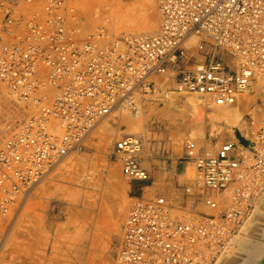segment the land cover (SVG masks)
<instances>
[{
	"label": "built area",
	"instance_id": "built-area-1",
	"mask_svg": "<svg viewBox=\"0 0 264 264\" xmlns=\"http://www.w3.org/2000/svg\"><path fill=\"white\" fill-rule=\"evenodd\" d=\"M159 29L77 39L68 0H0V87L27 117L0 146V264L34 188L80 151L102 120L145 101L193 96L233 105L264 83V0H157ZM258 101H264L258 94ZM258 106L264 113L263 104ZM248 135L228 134L186 157L196 179L178 200H138L113 264H222L264 195V115ZM142 139L114 146L123 176L148 183Z\"/></svg>",
	"mask_w": 264,
	"mask_h": 264
},
{
	"label": "rangeland",
	"instance_id": "rangeland-1",
	"mask_svg": "<svg viewBox=\"0 0 264 264\" xmlns=\"http://www.w3.org/2000/svg\"><path fill=\"white\" fill-rule=\"evenodd\" d=\"M112 1L117 2L125 8H131L134 2L138 0ZM112 1L68 0L70 12L75 14L79 19V33L77 39L84 40L89 35L96 33L100 28L107 29L109 34L115 38L137 33L134 30L128 31V29H125L124 31L120 28L116 29V27L114 28L111 26L117 22L114 10L112 6L110 7ZM83 2H85V4L87 3L86 5L89 3L88 7H86ZM77 3H79V5ZM82 3L84 4L83 6ZM79 6H82L80 7L82 9H80ZM89 6L92 7V9H89ZM141 12L142 10L136 11L135 16L140 17ZM152 15L156 20V27L151 30L152 32H146L148 34L155 33L158 29L157 0H153L152 2ZM88 16L91 18L87 19L89 18ZM106 17L110 21L107 20L106 22ZM86 20H89V22H86ZM80 24H82L81 27ZM4 90V88L0 87V146L3 144L9 132L27 117L23 106L11 98L8 93H6L7 91ZM167 100L168 99L159 98L148 102L145 101L141 108L145 111L144 115L146 119L142 121L141 125L135 126L133 130L128 128L125 130L124 128L127 126L120 122V118L122 117V119L125 117L128 118V116L132 118L126 113L125 116H120V114L115 113L111 115L112 118L111 116L106 118L103 120L104 123L102 125L110 123L113 124L114 128V133H112L107 140L103 138L101 133L98 134L99 131H97V129H99L100 126H98V128L96 127L80 151L64 160L44 181L34 188L29 199L19 213V219L17 218L14 224L16 229L13 227L7 242L6 255L11 263L73 264L78 260L75 259L74 256L79 248L81 249L79 264H84L89 254L92 258V260L90 259V264H113L122 241L123 224L133 204L140 199L151 198L158 195H166L174 200H178L179 198L178 192H161V190L154 189L155 186H152V184L134 182L126 179L122 174L121 162L114 152L115 143L123 136H127V134H130L129 136L140 137L143 143L141 161L143 166L147 168L150 173L153 170L165 169L168 174H184L188 179L186 184H191L196 179V171L193 164L186 157V152L188 150L187 145L192 144L190 151L195 155L198 150L205 147L207 143L210 144L212 139L214 140L213 143H217L228 135L234 134L237 136L239 134L238 132L245 127L246 115H253L252 112H249V109L253 108L255 112L253 113L255 115L256 112H260L261 109L257 106V102L260 105H262V103L264 105V101L261 103L257 98L253 99V101H256H254L255 104H253V107L247 108L248 111L246 110L245 118H243L242 121L243 129L236 126L235 128L230 127L232 131L218 133L216 130L212 131V126L209 125L206 127L204 135H197L192 141L191 139L193 137L185 133L182 134V139H180L178 145L176 144L177 146H174L170 138V134H172L171 131L173 130H171L172 126L180 128L179 125H184V123L189 124V122H186L182 114L179 115V113H181L180 110H182L181 107L175 108L173 114L172 112L170 114L166 112L165 109L167 110L168 108ZM161 110L163 114L159 115ZM165 114L166 118L163 116ZM167 114L175 120L169 121V119L171 120L172 118H168ZM209 114L212 115V113ZM257 114L258 117L254 115L253 117L259 118L260 113ZM147 116L149 118H147ZM188 116L190 115L188 114ZM209 116L206 117L207 120ZM116 130L118 132H116ZM174 130L177 131L178 129ZM66 163L69 165L65 166ZM144 163H146L147 166L144 165ZM82 173L89 179L87 182L85 181L86 183L82 181ZM164 183L165 178L163 176L157 180L156 185H163ZM125 197L127 203H124ZM121 204H127L128 206L126 207V205L123 206ZM121 206H123V208H121ZM118 210H122L123 213H120L121 215L118 217L119 220L117 219V223L115 224V227H118L115 228L113 227L112 219L114 218L113 214ZM24 219H26L27 222H25L26 220ZM261 221H264V198L259 204L252 221H250L241 232L237 247L230 251V255L228 254L229 256H227L225 260L229 258L224 264L245 263L243 257L247 243L252 239L253 241L257 240L259 234L264 231V224ZM112 230L115 231L113 232ZM80 233H83L84 237L87 236L85 240L89 241L78 247L73 244L76 243V240H82L83 235ZM91 240L94 241V246L96 244V249H94L95 247L93 246L94 252L88 248V245L89 247L93 245L92 243L90 244ZM60 247L64 250L61 255ZM75 249L77 251H75ZM258 249L259 252L255 254L254 258L249 259L246 264H264V240H260ZM89 251L92 252L90 253ZM69 256H72L73 261L67 262L66 259H68ZM87 264H89V262Z\"/></svg>",
	"mask_w": 264,
	"mask_h": 264
},
{
	"label": "bare ground",
	"instance_id": "bare-ground-1",
	"mask_svg": "<svg viewBox=\"0 0 264 264\" xmlns=\"http://www.w3.org/2000/svg\"><path fill=\"white\" fill-rule=\"evenodd\" d=\"M84 1V0H83ZM95 1V0H94ZM112 1V0H111ZM78 2H80V1H78ZM87 2V1H86ZM89 2V1H88ZM90 2H92V1H90ZM152 2H153V0H138V1H136V2H134V4L132 5V7L131 8H125V7H123V6H121L120 4H118L117 2H114V1H112L111 3V5H110V7L112 6V8H113V10H114V14H115V17L117 18V22L114 24V25H111V26H113L114 28L116 27V29L117 28H120L121 30H124L125 31V29L127 30L128 29V31H130V30H134V31H136L137 33H135V34H131V35H127V36H134V35H150V34H148V33H146V32H152L151 30H153L155 27H156V20H155V18H154V16L152 15ZM84 4H85V2H83ZM82 3V6L84 5ZM78 5H79V3H77ZM81 4V3H80ZM87 4V3H86ZM85 4V6L86 7H88V5H89V3H88V5H86ZM93 4H94V2H93ZM82 6H79V8L80 7H82ZM84 6V7H85ZM90 7V6H89ZM78 8V7H77ZM109 8V7H108ZM80 9H82V8H80ZM86 9V8H85ZM85 9H84V11H85ZM89 9H92V7H90ZM87 10H88V8H87ZM112 10V11H113ZM139 10H142V12H141V16L140 17H137V16H135V14H136V11H139ZM83 11V10H82ZM89 11V10H88ZM90 12V11H89ZM108 13V12H107ZM86 17V16H85ZM89 17V16H88ZM91 17H89V18H87V19H90ZM107 18V17H106ZM114 19V18H113ZM107 20H108V18L106 19V22H107ZM158 20H159V18H158ZM108 21H110V20H108ZM86 22H89V20L87 21L86 20ZM110 23V22H109ZM114 23V22H113ZM92 24V23H91ZM111 24V23H110ZM81 25L82 24H80V27H81ZM89 25V24H88ZM90 26V25H89ZM88 27V26H87ZM85 28V27H84ZM92 29H93V27H92ZM158 29H159V25H158ZM158 29H157V31H158ZM157 31H155V32H157ZM91 32V31H90ZM151 34H153V33H151ZM5 91V90H4ZM7 93V92H6ZM258 94H260V95H262V97L264 98V83H260V84H256V85H254V88H253V92H251V93H249V94H247L245 97H243L242 99H239V100H237L233 105H227V106H214V105H210V104H208V103H206V102H204V101H202V100H200V99H198V98H196V97H193V96H185V97H183V96H174V97H172V95L168 92V91H165L164 92V95H165V98H162V99H168L166 102H167V104H168V108H167V110L165 109V111L166 112H169V114L172 112V114L174 113V109L175 108H179V107H181L182 108V110H180V112L181 113H179V115L180 114H182V116H184L183 118H185L186 119V122H189V124L187 123V124H185L184 123V125H179V127L180 128H176V126L174 127V126H172V128H171V132H172V134H170V138L172 139V144L174 145V146H177L178 145V142L180 141V139H182V134H188L190 137H193L192 139H191V141L193 140V139H195L196 137H197V135L198 136H200V135H204L205 134V131H206V127H208L209 125H211L212 126V131L214 130H216L218 133H221V132H224V131H232L231 129H230V127H232V128H235L236 126H238L240 129L242 128L243 129V124H242V121H243V118H245L244 116H245V114H246V112L248 111L247 110V108H249V107H253V104H255V102L254 101H256V100H254L253 101V99L255 98H258ZM170 96V97H169ZM169 97V98H168ZM177 97H181V98H177ZM247 98H251V99H247ZM252 101V102H251ZM263 104V103H262ZM258 106V105H257ZM263 107H264V105H263ZM259 108V107H258ZM257 108V109H258ZM260 109V108H259ZM247 110V111H246ZM252 110V111H251ZM153 111V110H152ZM144 110L142 109V108H140V109H138V111L137 112H135V113H126L127 115H130L132 118H130L129 116H128V118H124V119H122V118H120L121 120H120V122H121V124H124V125H126L127 127H125L124 129L126 130V128H128V129H132L133 130V128L136 126H139V125H141V123H142V121L144 120V119H146V117H145V115H144ZM161 112V113H160ZM159 112V115L160 114H163V112H162V110ZM165 112V113H166ZM212 113V115H210L209 113ZM249 112H252V114L254 115V111H253V108H251V109H249ZM254 112V113H253ZM115 113H118V114H120V116H122V115H126L125 113H124V111H121V110H119V111H116ZM115 113H112L111 115H113V114H115ZM151 113V112H150ZM257 113H260L259 114V118H254L253 117V115L251 116V117H253V119H254V121H255V127L254 128H256V126H257V124H258V122H259V119L264 115V113L262 112V110H260V112H256V114ZM188 114L192 117V119H191V117L190 116H188ZM250 114V113H249ZM254 115V116H256V117H258V114L257 115ZM110 115V116H111ZM148 115V114H147ZM210 115V116H209ZM251 115V114H250ZM110 116H108V117H110ZM149 116V115H148ZM147 116V118H149ZM164 117L166 116V114L165 115H163ZM162 116V117H163ZM167 116H168V114H167ZM207 116H209V119L207 120L206 119V117ZM107 117V118H108ZM111 118H112V116H111ZM166 118V117H165ZM168 118H172L171 120L169 119V121H172L174 118L173 117H170V115L168 116ZM167 118V119H168ZM176 118H179V117H176ZM183 118H182V120H183ZM106 119V118H105ZM104 119V120H105ZM184 119V120H185ZM114 120V119H113ZM150 120V119H149ZM175 120V119H174ZM178 120V119H177ZM168 121V122H169ZM246 121V120H245ZM119 122V123H120ZM174 122V121H173ZM173 122H171V123H173ZM104 122H103V120L100 122V125H98V126H100L99 127V129H97V131H99L98 132V134L99 133H101V135L103 136V138L104 139H108V137L110 136V135H112V133H114V128H113V124H110V123H105L104 125H102ZM118 123V122H117ZM176 123V122H175ZM174 123V124H175ZM244 123V122H243ZM177 124H181V123H177ZM176 124V125H177ZM245 124V127H244V129L243 130H240L238 133V135L237 136H235L234 134H231V135H229L231 138H233V140H235V141H237V137L238 136H241V135H248V133H249V129L247 128V124L246 123H244ZM102 125V126H101ZM173 125V124H172ZM192 125H194V126H192ZM98 126H97V128H98ZM171 126V125H170ZM183 126V127H182ZM192 126V127H191ZM178 127V126H177ZM174 129H178L177 131L176 130H174ZM116 132H118L117 130H116ZM130 134H127V136H129ZM219 135V134H218ZM114 137V136H113ZM177 144V145H176ZM71 162V161H70ZM65 165V164H64ZM63 165V166H64ZM67 165H69V164H67L66 163V165L65 166H67ZM64 166V167H65ZM118 172V171H117ZM85 173V172H84ZM121 173V172H120ZM82 175H83V173H82ZM86 175H83L82 176V181H86L87 182V180H89V179H87V177H85ZM85 182V183H86ZM262 198H264V195H262ZM126 201V202H125ZM124 203H127V199H126V197H125V199H124ZM121 205H123V204H121ZM124 205H126V207L128 206L127 204H124ZM123 205V206H124ZM123 206H121V208H123ZM124 210V209H123ZM121 211V212H120ZM125 211V210H124ZM120 213H123L122 212V210H118L117 212H115V214H113V227H115V224L117 223V219H118V217L121 215ZM21 215V214H20ZM23 215V214H22ZM25 215H27V214H25ZM24 215V216H25ZM28 218V217H27ZM31 218V217H30ZM19 219V218H18ZM20 219H21V217H20ZM24 220H26V219H24ZM33 220V219H32ZM119 220V219H118ZM30 221H31V219H30ZM25 222H27V220L25 221ZM32 222V221H31ZM125 222V221H124ZM262 222V221H261ZM260 222V223H261ZM39 223V222H38ZM37 223V224H38ZM263 224H264V221L262 222ZM29 224H30V222H29ZM40 225V224H39ZM260 225H262V224H260ZM27 227V226H26ZM116 227H118V226H116ZM115 227V228H116ZM15 228V227H14ZM16 229V228H15ZM36 229V228H35ZM114 229V228H113ZM14 231V230H13ZM113 231V230H112ZM115 231V230H114ZM113 231V232H114ZM118 231V230H117ZM14 233V232H13ZM26 233V232H25ZM24 233V234H25ZM81 234V233H80ZM81 235H83V233L81 234ZM22 236V235H21ZM36 237V236H35ZM86 237L87 236H85L84 237V235H83V238H82V240H76V243H74L73 245H77L78 247H79V245H84V243H86V242H88L89 240H85L86 239ZM257 237V236H256ZM255 237V238H256ZM258 239L257 240H254L253 241V239L252 240H250V242L249 243H247V246H248V248H249V250H248V248H247V246H246V250H244V257H243V260H244V264H246L247 263V261H249V259H252V258H254V256H255V254L256 253H258L259 252V243H260V240H264V231H262L261 232V234H259V237H257ZM26 239V238H25ZM37 239V238H36ZM84 239V240H83ZM94 240V239H93ZM93 240H91V242H90V244L92 243L93 245L92 246H90L89 247V245H88V248H89V250H92L93 252H94V249H96V244H95V246H94V241ZM31 241V240H30ZM262 244V243H261ZM260 244V245H261ZM241 245V244H240ZM93 246L95 247L94 249H93ZM84 247V246H83ZM243 247V246H242ZM261 247V246H260ZM242 249V248H241ZM75 251H77L76 249H75ZM91 251V252H92ZM249 251V252H248ZM62 252H64V250H63V248L62 247H60V255L62 254ZM80 252H81V249H79L78 248V251H77V253H76V257L74 256V258L75 259H78L77 261H76V263H73V264H79L80 263V259H81V257H80ZM90 252V251H89ZM90 252V253H91ZM88 254V253H87ZM230 255V254H229ZM228 255V256H229ZM88 256V255H87ZM85 258V257H84ZM229 258V257H228ZM74 259V260H75ZM87 259V260H86ZM86 259H85V263L84 264H87L88 262H89V264L91 263V260H92V258H91V256H90V254H89V256L88 257H86ZM91 259V260H90ZM67 260V262H71V261H73V258H72V256H69V258L68 259H66ZM242 260V261H243ZM84 262V261H83Z\"/></svg>",
	"mask_w": 264,
	"mask_h": 264
},
{
	"label": "crops",
	"instance_id": "crops-1",
	"mask_svg": "<svg viewBox=\"0 0 264 264\" xmlns=\"http://www.w3.org/2000/svg\"><path fill=\"white\" fill-rule=\"evenodd\" d=\"M144 165H146V163H144ZM163 176L165 178V183L163 185H158V184L156 185L157 180ZM172 177H174V178H172ZM150 178H151V180H150V182H148V184H152V186H155L154 189L161 190V192L162 191L180 192L182 190L183 186H185L187 181H188V179L185 177L184 174H180V175H178L177 173L168 174V173H166L165 169H163V170L158 169L157 171L153 170L150 173Z\"/></svg>",
	"mask_w": 264,
	"mask_h": 264
},
{
	"label": "water",
	"instance_id": "water-1",
	"mask_svg": "<svg viewBox=\"0 0 264 264\" xmlns=\"http://www.w3.org/2000/svg\"><path fill=\"white\" fill-rule=\"evenodd\" d=\"M239 240H240V238H239ZM238 243H239V241H238ZM238 243H237V245H238ZM237 245H236V247H237ZM227 259H228V258H227ZM227 259H226V260H227ZM226 260L224 259V261H223V263H222V264H224V262H225Z\"/></svg>",
	"mask_w": 264,
	"mask_h": 264
}]
</instances>
